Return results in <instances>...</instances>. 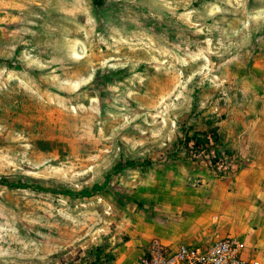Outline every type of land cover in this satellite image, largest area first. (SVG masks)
Instances as JSON below:
<instances>
[{"label": "rangeland", "instance_id": "1", "mask_svg": "<svg viewBox=\"0 0 264 264\" xmlns=\"http://www.w3.org/2000/svg\"><path fill=\"white\" fill-rule=\"evenodd\" d=\"M195 191L264 264V0H0V264H133Z\"/></svg>", "mask_w": 264, "mask_h": 264}, {"label": "built area", "instance_id": "2", "mask_svg": "<svg viewBox=\"0 0 264 264\" xmlns=\"http://www.w3.org/2000/svg\"><path fill=\"white\" fill-rule=\"evenodd\" d=\"M212 142L209 139V145ZM190 150L194 149L209 166L218 172L233 173L238 162L235 156H220L213 148L193 147L187 143ZM194 156V154H193ZM216 217H212V222ZM245 244L239 238L223 235L207 243L170 245L152 237L143 245L140 254L133 264H258L256 260H246L243 256Z\"/></svg>", "mask_w": 264, "mask_h": 264}, {"label": "crops", "instance_id": "3", "mask_svg": "<svg viewBox=\"0 0 264 264\" xmlns=\"http://www.w3.org/2000/svg\"><path fill=\"white\" fill-rule=\"evenodd\" d=\"M236 142L229 146L228 151H231V147H236ZM240 163L244 160L243 152L238 153ZM245 167H241L238 171L239 175L244 171ZM237 173V174H238ZM238 175V176H239ZM236 175V178H238ZM193 195H180L177 197L176 202L172 205L167 206L168 209L164 211L165 218L170 221L175 222L182 232L177 233L180 236L179 243L182 244H195V243H207L211 241L213 232H210L209 227L212 222L211 213L213 211H218L221 213L219 216V223H223V216L230 211V204L232 203L231 197L225 196L217 200L212 199V195L206 191H195ZM227 205V208L223 209ZM232 208V207H231ZM220 232V231H219ZM222 230L220 233H223ZM159 237V240L171 244L169 237ZM173 246V245H172ZM140 250L136 255L140 254ZM243 256L246 260H250L245 252Z\"/></svg>", "mask_w": 264, "mask_h": 264}, {"label": "trees", "instance_id": "4", "mask_svg": "<svg viewBox=\"0 0 264 264\" xmlns=\"http://www.w3.org/2000/svg\"><path fill=\"white\" fill-rule=\"evenodd\" d=\"M209 139L212 142L211 145H209ZM189 141L192 142L193 147H203L206 150H208V149L214 148V145L218 141V135L215 133V131L213 129H211L209 131H193L191 134L186 135L184 146H186ZM214 151L216 152L215 149H214ZM216 154H218V153L216 152ZM230 155L231 154H229V152L227 154L223 153V156H230ZM128 163L130 165L137 164L136 162H132V161H128ZM96 188H97V186L94 184L91 186L90 190H81L79 193L81 195L87 196V195H90V193ZM53 190L58 191V192H68L69 193L68 190H65L64 188H61V187L53 188ZM68 264H74V263L69 262ZM83 264H100V263H98L96 259H93V260L85 261V262H83Z\"/></svg>", "mask_w": 264, "mask_h": 264}]
</instances>
